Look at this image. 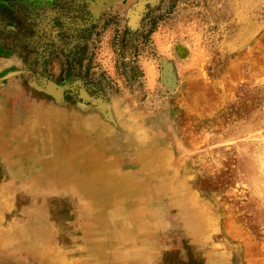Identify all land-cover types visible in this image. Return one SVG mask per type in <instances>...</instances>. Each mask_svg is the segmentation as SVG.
I'll return each instance as SVG.
<instances>
[{
	"label": "rangeland",
	"instance_id": "obj_1",
	"mask_svg": "<svg viewBox=\"0 0 264 264\" xmlns=\"http://www.w3.org/2000/svg\"><path fill=\"white\" fill-rule=\"evenodd\" d=\"M106 1L0 0V264H264V0Z\"/></svg>",
	"mask_w": 264,
	"mask_h": 264
},
{
	"label": "bare ground",
	"instance_id": "obj_2",
	"mask_svg": "<svg viewBox=\"0 0 264 264\" xmlns=\"http://www.w3.org/2000/svg\"><path fill=\"white\" fill-rule=\"evenodd\" d=\"M107 1H111V0H107ZM102 5H105V4H102ZM61 117L64 118V115H61ZM0 119H1V116H0ZM58 121L61 122L59 118H57V117L53 118L52 116L48 115V116H42L40 118V120H38V118L37 119H31L30 118L27 122L23 123L22 126L20 127V129H21V132L24 130V134H26V137H25V140H22V141H23L24 146L27 145L26 148L28 149V151L33 150L34 147H35V145L33 144L34 143L33 142L34 141V137L32 136V134H41L46 129L48 130V127H51L53 124H55L57 126V129H59V122ZM68 131L73 133L74 136L77 135V139H81V135L79 134V132H80V127L79 126H74L73 129L69 128ZM12 138L13 137H9L8 138V143H10L12 145H15L17 148L23 150V148H24L23 144L20 143V141H17L16 139H12ZM102 236H100V237H102ZM101 261L102 260L100 259L98 261V263H101Z\"/></svg>",
	"mask_w": 264,
	"mask_h": 264
}]
</instances>
